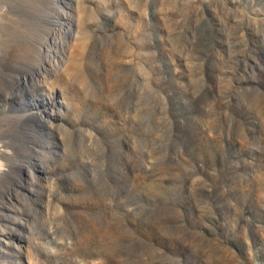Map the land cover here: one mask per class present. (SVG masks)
<instances>
[{
    "label": "rangeland",
    "instance_id": "obj_1",
    "mask_svg": "<svg viewBox=\"0 0 264 264\" xmlns=\"http://www.w3.org/2000/svg\"><path fill=\"white\" fill-rule=\"evenodd\" d=\"M66 2L0 57V264H264V0Z\"/></svg>",
    "mask_w": 264,
    "mask_h": 264
},
{
    "label": "bare ground",
    "instance_id": "obj_2",
    "mask_svg": "<svg viewBox=\"0 0 264 264\" xmlns=\"http://www.w3.org/2000/svg\"><path fill=\"white\" fill-rule=\"evenodd\" d=\"M72 1L73 0H67L66 3H68V5H71ZM33 10H35V9H33ZM34 12H36V11H34ZM28 18H31V17L28 14L27 8L23 4V0H0V49L2 48V51H0V57L1 58L4 57L6 61H8L7 60L8 45H9V43H11L10 41L12 39L11 34H10L11 29H14V31H15V28L17 30L18 26H20V27L24 26L26 21H28ZM34 21L36 22L35 19H34ZM34 21L32 23H35ZM70 26H72V24H70ZM70 26L68 27L69 30H71ZM71 31H75V30H71ZM13 38H14V36H13ZM32 43H33V41L32 42L28 41V45H29L30 49L33 46ZM31 51H33V50L31 49ZM11 74L12 73H10L7 69H5L3 67L0 69V93H6L7 92V89L10 86V79L12 77ZM1 138L2 137L0 136V152H2L1 154L3 155V152L6 151L8 144L4 139H1ZM5 170L6 169L3 168L2 165L0 164V174L5 176V174H6Z\"/></svg>",
    "mask_w": 264,
    "mask_h": 264
}]
</instances>
